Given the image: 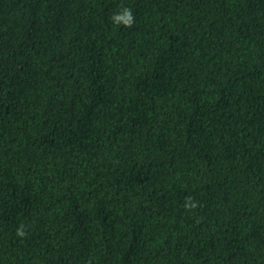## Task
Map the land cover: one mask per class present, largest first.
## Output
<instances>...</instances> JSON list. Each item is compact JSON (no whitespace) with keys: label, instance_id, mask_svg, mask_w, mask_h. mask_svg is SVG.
<instances>
[{"label":"trees","instance_id":"16d2710c","mask_svg":"<svg viewBox=\"0 0 264 264\" xmlns=\"http://www.w3.org/2000/svg\"><path fill=\"white\" fill-rule=\"evenodd\" d=\"M0 264H264V0H0Z\"/></svg>","mask_w":264,"mask_h":264},{"label":"clouds","instance_id":"9594fccd","mask_svg":"<svg viewBox=\"0 0 264 264\" xmlns=\"http://www.w3.org/2000/svg\"><path fill=\"white\" fill-rule=\"evenodd\" d=\"M115 21L120 23L122 22L125 25H131L133 17L131 13V9H124L120 14L114 17ZM23 235V232H20Z\"/></svg>","mask_w":264,"mask_h":264}]
</instances>
